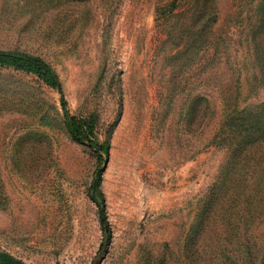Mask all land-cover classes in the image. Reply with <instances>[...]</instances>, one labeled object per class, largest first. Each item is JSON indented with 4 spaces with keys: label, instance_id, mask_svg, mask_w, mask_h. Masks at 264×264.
<instances>
[{
    "label": "rangeland",
    "instance_id": "374dc122",
    "mask_svg": "<svg viewBox=\"0 0 264 264\" xmlns=\"http://www.w3.org/2000/svg\"><path fill=\"white\" fill-rule=\"evenodd\" d=\"M259 1L0 0V48L47 60L70 113L109 144L106 157L75 141L55 89L0 67V250L27 264H264V176H240L264 165V135L244 136L264 112L245 42ZM228 106L242 109L229 135Z\"/></svg>",
    "mask_w": 264,
    "mask_h": 264
},
{
    "label": "trees",
    "instance_id": "16d2710c",
    "mask_svg": "<svg viewBox=\"0 0 264 264\" xmlns=\"http://www.w3.org/2000/svg\"><path fill=\"white\" fill-rule=\"evenodd\" d=\"M256 14H257L256 16L258 22L255 24V27L249 32L248 36H246L245 38V42L247 46L246 50L251 54L253 60L252 63H254V66H258L257 69L258 73L260 68V71L264 75V55H263L264 54V50H263L264 49V0H260L258 5L256 6ZM243 62H247V59H245ZM245 64L249 65L248 63ZM0 67L12 68L13 70L16 71L34 74L45 85L55 89L60 96L59 99L62 108L63 122L65 124V127L69 135L75 141L85 144L90 148H92L98 155L104 154L106 157L108 156L109 154L108 142L106 141L101 144L97 143V141L93 139L92 124H85L83 121L79 120L75 115L70 113L67 100L64 95L63 85L59 78V75L56 72L55 68L41 55L18 50V49L0 48ZM230 106L233 107L234 105L230 104ZM262 106L263 104L261 106L260 105L256 106V108L259 110ZM263 113L264 112L258 113L256 115L259 118H253V117L249 118L250 120L251 119L254 120L256 123L249 125V130L247 134H245L244 136L251 139L252 141L257 140L259 139V136L264 135V134H259L261 131H264ZM238 114H242V109H240L238 106L237 108L234 107L233 110H229V106H228V111L218 107L216 110V115L218 117L217 120L219 122L218 129L219 128L223 129L227 124L228 135H229V127L231 126L232 121L236 119V116ZM260 120L262 123L261 126L259 125ZM251 129H253L252 132ZM221 133H225V131L222 130L219 132V134ZM215 135L217 134L215 133ZM229 139L230 138L226 140L227 141L226 143L229 142ZM240 146L241 144H238V146L234 148V151H238ZM248 164L252 168V171H250V168L248 170L243 169V173L240 174L243 180H246V178H248L249 176L252 177V175L254 174H259V176L260 175L264 176V170L262 169L264 165L262 164L253 165V163H248ZM242 166L244 168L246 165H242ZM101 175L102 173L100 170H97L94 173L92 182L90 184L89 193L92 200L98 206V216H99L100 224L103 229V233L105 235V242H108L110 237V228L104 211L103 193L100 190ZM260 203L264 204L262 202ZM104 247H105V243L102 242L99 246V250L104 249ZM0 264H27V263L5 250H0ZM93 264H100V261L94 260Z\"/></svg>",
    "mask_w": 264,
    "mask_h": 264
}]
</instances>
